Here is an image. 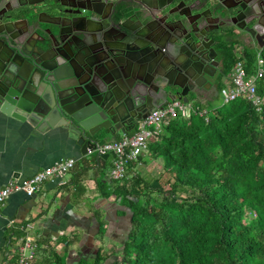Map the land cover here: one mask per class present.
<instances>
[{"label":"trees","instance_id":"16d2710c","mask_svg":"<svg viewBox=\"0 0 264 264\" xmlns=\"http://www.w3.org/2000/svg\"><path fill=\"white\" fill-rule=\"evenodd\" d=\"M217 45L225 79L239 62L249 77L256 75L264 48L247 47L232 34ZM257 92L260 111L245 98L219 106L199 101L195 106L206 116L177 118L164 128L148 153L163 160L166 174L152 183L139 171L150 161L146 156L129 165L123 183L110 181L105 158L96 156L97 185L125 209L119 217L128 211L129 227L121 258L114 260L118 253L106 250L107 228L95 214L99 246L75 264H264V76ZM112 167L113 159L110 173ZM78 243L76 236L59 242L66 250ZM38 244L34 264H68L50 240Z\"/></svg>","mask_w":264,"mask_h":264},{"label":"water","instance_id":"95a60500","mask_svg":"<svg viewBox=\"0 0 264 264\" xmlns=\"http://www.w3.org/2000/svg\"><path fill=\"white\" fill-rule=\"evenodd\" d=\"M44 1L28 0L26 5ZM166 1L142 0V15L118 30L124 34L118 38L121 46L113 44L109 29L91 25L103 20L100 15L85 18L86 23L80 18L70 20L77 33L72 40L64 38L59 25L38 40L37 23L29 27L4 13L0 17V112L38 131H67L86 155L101 145L102 131L126 134L125 114L136 107L140 86H151L142 75L157 80L162 70L170 69L186 75L185 70L198 61L197 52L205 48L214 54L207 61L217 58L213 46L221 27L232 26L236 33L253 39L257 33V48H264L261 18L248 0ZM160 93L166 99H179L163 88ZM148 115L144 112L139 119ZM102 157L107 159L108 154Z\"/></svg>","mask_w":264,"mask_h":264},{"label":"crops","instance_id":"0c3cea01","mask_svg":"<svg viewBox=\"0 0 264 264\" xmlns=\"http://www.w3.org/2000/svg\"><path fill=\"white\" fill-rule=\"evenodd\" d=\"M217 97L222 98L217 92L200 102L205 104ZM116 136L111 137L112 140L124 135L120 133ZM81 148L65 130L38 131L30 124L0 112V189L14 179H31L63 159L73 158L77 161L75 169L66 177V185L59 186L56 181L48 182L33 198L24 193H15L6 201L0 216V264H16L12 250L17 252L24 240L30 236L38 243L59 236L56 247L58 253L65 256L68 264H75L80 258L69 261L67 255L70 248L66 250L65 244H59L60 240L76 236L79 237V243L72 246L73 248L79 247L82 250L84 245L87 249L92 248V245L97 244V239L88 238H92V234L97 235L100 229L95 214H99L100 220L104 222L108 210L115 213L114 226L111 228L115 230L118 224L127 221L125 228L128 230V211L126 216L119 217L118 214L125 209L116 202V197L102 192L97 185L99 174L91 166L95 165L98 153L88 152L85 155ZM112 159L113 156L108 154L103 162V166H109L107 172L110 181H113L109 174ZM104 227L106 228L105 223ZM62 233H65V237L60 236Z\"/></svg>","mask_w":264,"mask_h":264},{"label":"flooded vegetation","instance_id":"af4514ba","mask_svg":"<svg viewBox=\"0 0 264 264\" xmlns=\"http://www.w3.org/2000/svg\"><path fill=\"white\" fill-rule=\"evenodd\" d=\"M155 1L158 4H165V2H167L166 0ZM27 2L28 0H0V17L4 13H7L8 16L15 17L13 20L14 22H26L29 24V27L37 23L36 26L41 28L37 30L38 35H36V39L38 40L46 37L45 32H47V30L56 29L53 25H59L64 32V38L72 40L77 33L72 29L70 20L80 18L82 22L86 23L87 19L85 18L95 19L100 15L103 20L91 25L109 29L112 33V42L117 46L122 45L119 43L118 38L124 37V34L118 31L121 25L131 26V20L136 21L137 17L142 15L141 11L144 9L142 0H46L36 6H28L26 5ZM248 2L253 3L256 13L260 15L263 28L262 33L264 35V0H248ZM234 3L236 2L233 1L229 3V5H233ZM243 5L244 7L247 6V4L244 3ZM153 13L156 15L158 10H154ZM39 19L43 23L38 24ZM8 22L9 20L5 21L4 24ZM215 33L217 37L213 47L217 52V58L207 61L208 57L211 56L213 58L214 54L211 53L209 49L205 48L204 52H197L195 58L198 61L185 70V73H187L186 75L175 71L171 72L173 69H170V72L162 70L157 80L147 75L145 77L142 75L143 80L150 82L151 86L149 88H145L143 85L140 86V96L135 102L136 107H132V111L125 114L126 122L129 124V126L125 128L126 134L136 130L137 124L141 120L139 117L142 113L148 112L150 114L154 109L174 101L169 97L166 99L165 96L160 93L162 88L170 93V97L177 96L179 99L175 100L182 101L191 100L192 98H195L197 101H202V99H206L211 94L218 92L220 84L224 79L223 63L217 45L219 39L225 40L232 34L245 46L258 47L256 39L258 36L257 33L253 39L252 36L247 33H240L239 31L236 33L232 26L221 27L220 30H218V34L217 32ZM213 36H211V38ZM209 42L206 44V47H209ZM205 72L209 74V77H207ZM211 81L214 82L212 85L210 84ZM170 83H179L182 85V88L166 87V85ZM120 133L123 134L121 131L116 132V134L102 131L99 142H102L104 137H115L116 135L119 136Z\"/></svg>","mask_w":264,"mask_h":264},{"label":"built area","instance_id":"2783aa9c","mask_svg":"<svg viewBox=\"0 0 264 264\" xmlns=\"http://www.w3.org/2000/svg\"><path fill=\"white\" fill-rule=\"evenodd\" d=\"M264 59L258 55V72L249 77L243 62H239L232 71L230 78L225 79L226 85L220 91L224 104L245 98L261 110L263 100L257 92V84L264 76ZM200 111L193 103L182 100H174L162 109L152 111L146 119H141L132 136L124 135L120 139L112 140L110 143L99 145L96 153L99 156L111 154L113 156V167L110 178L113 181L123 183L127 180V171L131 163H139L140 158L145 156L150 145L159 139L164 128L177 118L189 119L192 114ZM200 116H206L203 110ZM77 161L73 158L63 159L53 166L36 174L27 180H12L4 188L0 189V216L6 201L15 193H24L30 198L35 197L48 182H58L59 186L67 184L66 177L74 170ZM60 236L65 237V233ZM59 236L50 240L52 247L58 245ZM39 249L38 241L33 237H27L21 247L13 254L17 257V264H34L36 252Z\"/></svg>","mask_w":264,"mask_h":264},{"label":"rangeland","instance_id":"374dc122","mask_svg":"<svg viewBox=\"0 0 264 264\" xmlns=\"http://www.w3.org/2000/svg\"><path fill=\"white\" fill-rule=\"evenodd\" d=\"M248 47H250V46H248ZM244 48L245 47H243V46L240 48V53L243 52V49ZM195 102H199V101H197L195 99L191 103H193L195 105L196 104ZM222 102H223L222 98L217 97L213 101H210V100L207 101L206 105L219 106ZM200 103H202V102H200ZM106 139H107V137H104V140L102 142H100V144L101 145L106 144V142H105ZM111 141H112V139H111ZM145 156L150 161H149V163L147 165H141V166H139V171L141 172V174L144 177V179H146V182L147 183L148 182L149 183H152V182H154V180H156V179L160 178L162 175H165L166 174V173H164V162L161 159H159V160H151V157H150V155H149L148 152L145 154ZM167 189H169V186L167 187ZM114 214L115 213H113V212H111V211L108 210V214H107L108 216L106 215V217L104 219V223H105V226L107 228V233H106V237H105V241H106L105 247H106V250L108 251V253L110 255L114 251H115L116 254L118 253L117 254L118 255L117 257L116 256L113 257L114 260H117V259H120L121 258L120 253L122 251V246H123V243L125 241V235H126L125 233L127 232V230L125 228V223L127 221H125V223H123V224H121V223L118 224V226L116 225L117 228L115 230H113L111 227L114 226V222H115ZM113 231L116 232V234H114ZM113 234H114V236H117V238L114 237V236H112ZM92 236H93L92 238L89 237L88 239L89 240H94L97 235H93L92 234ZM113 241L115 243H113ZM99 242H97V244L95 246L92 245V248H90V249H87V246L86 245H84L82 247V248H84L82 250L79 247H76V248L75 247L74 248L72 247L68 251L69 253L67 255V258H69V261H75V260L81 258V255L84 256V255L93 254L94 252L97 251V245L99 246Z\"/></svg>","mask_w":264,"mask_h":264}]
</instances>
